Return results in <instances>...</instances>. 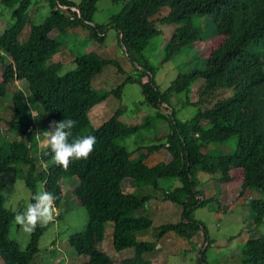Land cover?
Wrapping results in <instances>:
<instances>
[{"label": "trees", "instance_id": "obj_1", "mask_svg": "<svg viewBox=\"0 0 264 264\" xmlns=\"http://www.w3.org/2000/svg\"><path fill=\"white\" fill-rule=\"evenodd\" d=\"M99 1L44 0L50 14L35 24L29 13L32 0H0L10 13L7 21L0 14V99L16 83L26 84L25 91L11 94L13 117L9 121L0 118V131L13 137L0 136V175L9 166L21 168L20 178L30 191L32 223L29 244L20 250L9 234L22 212L6 209L0 195V260L4 264H34L44 233L39 191L55 212L65 183L75 198L71 205H80L88 215L85 232L68 240L76 254L84 257L82 264H115L101 248L108 225L114 251L133 250L123 264H152L144 256L155 244L136 238L138 232L152 227V220L134 213L153 199L151 193H143H155L165 179H176L181 186L164 191L161 200L179 205L182 213L179 223L159 228V237L173 232L190 240L203 233L206 243L207 230L192 214L214 203L218 211L226 212L247 199L255 226L264 222V0H107L123 3L107 26L92 23ZM196 19L210 22L211 38L200 36ZM165 25L176 28L161 46L159 65L191 47L203 68L178 74L163 90L155 83V69L143 52ZM27 26L29 33L22 39ZM79 27L96 46L104 43L109 29L115 30L134 73L115 89H98L93 81L105 67L122 70L116 60L87 53L72 56L69 63L74 69L61 75L65 63L54 59L69 31ZM199 80L202 89L195 95L192 89ZM134 84L141 91L140 105L152 108L154 115L129 125L120 120L126 112L121 102L125 86ZM111 96L120 106L94 128L90 110ZM173 98L179 100L180 110L195 109V116L180 120ZM29 105L37 106L41 117L50 122L59 146L57 156L38 150L39 133ZM158 121L167 130L153 136L149 145L129 150L121 143L150 131ZM230 142H235L233 150L222 152L220 148ZM155 154L161 161L149 166L146 161L152 162ZM199 176L209 183L208 188L199 187ZM231 194L232 199L224 204ZM209 246L198 253L197 264H207ZM240 261L264 264V235L242 245Z\"/></svg>", "mask_w": 264, "mask_h": 264}, {"label": "rangeland", "instance_id": "obj_2", "mask_svg": "<svg viewBox=\"0 0 264 264\" xmlns=\"http://www.w3.org/2000/svg\"><path fill=\"white\" fill-rule=\"evenodd\" d=\"M67 1L78 3V0ZM122 8V2L99 1L96 4V12L93 15L92 23L99 26H107L111 17L118 14ZM7 11L3 6H0V14L4 21L10 18V13ZM29 13L35 24H41L49 16L50 9L44 0H32ZM194 25L203 39L212 37L214 29L209 21L196 19ZM159 28L161 30L160 35L149 42L143 55L155 69V83L160 89L164 90L178 74L200 70L203 68V63L195 57L193 49L187 47L172 61L159 65V60L163 54L161 46L164 41L171 37L176 26L165 25ZM25 30L21 35L22 39L25 38L27 32L29 33L28 26ZM72 34L73 36L68 35L64 39V42H67H65L60 53L54 59L65 63L61 75L74 69V65L69 63L72 56L87 53H94L104 59L116 60L122 70L119 73L115 66L109 65L105 67L102 74L93 81V86L98 89L107 91L115 89L128 75L134 73L132 65L117 42L115 30L109 29L104 43L97 46L89 38L88 33L80 27L74 29ZM17 89L25 91L26 84L18 82L7 89L6 96L0 99L1 119L9 121L13 117L10 104L11 94ZM201 89L202 81L199 80L193 86V94L198 95ZM141 102L140 88L135 84L125 86L121 103L126 107V112L120 118L121 122L136 125L142 123L147 117L154 115V110L147 105H140ZM121 103L117 98L111 96L106 101L94 106L88 114L92 126L94 128L101 126L116 112ZM172 104L178 110L177 117L180 120L195 116V109L193 108L180 110L178 99L173 98ZM5 105L6 107H4ZM29 109L39 133L38 150H50L57 156L59 146L54 134L51 132L50 122L45 121L41 117L37 106L29 105ZM166 130L167 127L164 123L154 122V126L150 131L140 132L138 135L131 136L121 143L129 150L135 149L137 146H147L151 143L153 136H159V134L162 136ZM0 136L1 138H13L11 134H7L2 130L0 131ZM234 145L235 142H230L229 145L224 149L220 148V150L225 153L230 152L233 150ZM143 152L145 153V151ZM151 160L152 162L149 159L146 161L149 166L160 162L161 157L155 154L151 157ZM21 173V168L17 166H9L1 173L0 195L4 200L3 205L6 209L11 211L20 210L22 212V217L11 225L9 238L18 244L20 250H25L30 241L32 223L29 216L30 191L20 178ZM197 179L200 182L199 187H209V183H205L203 176H199ZM180 186L181 184L176 179H165L155 193L151 190L143 193H151L153 199L146 203L144 209L136 211L134 215L150 218L152 227L138 232L136 238L138 241H149L155 244L154 250L144 256L145 260H150L152 264H197L198 253L203 251L209 243L210 246L205 254L207 264H241L240 250L242 245L248 239L264 235V222L260 226H255L247 199L229 207L226 212L225 210L223 212L218 211L215 203L206 205L193 212V218L201 222L207 230L208 240L206 243H204L203 233L196 234L190 240L179 237L173 232H168L161 237L158 236L161 226L177 224L181 220L182 208L177 204L161 200L164 191H173ZM68 192L69 190L65 183L62 186L63 200L55 209V212H52L51 202L49 207L47 205L49 202L45 199L41 190L39 191L42 206V210L39 213L40 225L44 228V233L39 240L38 248L40 251L33 261L34 264H82L85 261L83 256L77 255L73 248L70 247L68 240L73 235L85 232L88 215L86 210L80 205H71L72 200L74 201L75 198ZM232 197L233 195L231 194L228 199L224 200V204L229 202ZM57 216H61V219H56ZM48 219H52V221H48ZM51 222L53 224H49ZM101 248L114 260L115 264H123L122 261L124 259L133 256L132 249L121 252L114 251L112 247V227L109 225L106 227V234ZM0 264L4 263L0 260Z\"/></svg>", "mask_w": 264, "mask_h": 264}, {"label": "crops", "instance_id": "obj_3", "mask_svg": "<svg viewBox=\"0 0 264 264\" xmlns=\"http://www.w3.org/2000/svg\"><path fill=\"white\" fill-rule=\"evenodd\" d=\"M72 31H73V30L69 31L68 35L73 36ZM71 34H72V35H71ZM74 36H76V35L74 34ZM65 42H67V41H65Z\"/></svg>", "mask_w": 264, "mask_h": 264}]
</instances>
